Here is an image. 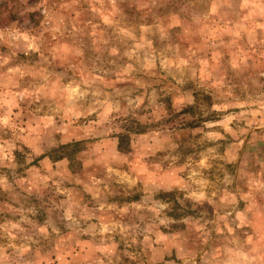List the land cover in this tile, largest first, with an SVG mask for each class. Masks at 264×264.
I'll list each match as a JSON object with an SVG mask.
<instances>
[{"label":"rangeland","instance_id":"obj_1","mask_svg":"<svg viewBox=\"0 0 264 264\" xmlns=\"http://www.w3.org/2000/svg\"><path fill=\"white\" fill-rule=\"evenodd\" d=\"M0 264H264V0H0Z\"/></svg>","mask_w":264,"mask_h":264},{"label":"trees","instance_id":"obj_2","mask_svg":"<svg viewBox=\"0 0 264 264\" xmlns=\"http://www.w3.org/2000/svg\"><path fill=\"white\" fill-rule=\"evenodd\" d=\"M128 139V137H127V134H125V135H120L119 136V138H118V149L120 150V151H125V142H126V140ZM74 145L76 146V145H78V143H74ZM67 147H69V146H65V148H67ZM64 148V147H63ZM67 157V154H66V156H59L57 159H55L56 161L57 160H59V159H62V158H66ZM69 157V156H68Z\"/></svg>","mask_w":264,"mask_h":264}]
</instances>
